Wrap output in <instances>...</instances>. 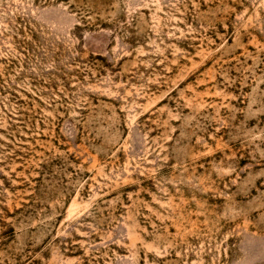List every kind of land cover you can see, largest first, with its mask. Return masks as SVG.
<instances>
[{
    "label": "rangeland",
    "instance_id": "rangeland-1",
    "mask_svg": "<svg viewBox=\"0 0 264 264\" xmlns=\"http://www.w3.org/2000/svg\"><path fill=\"white\" fill-rule=\"evenodd\" d=\"M0 264H264V0H0Z\"/></svg>",
    "mask_w": 264,
    "mask_h": 264
}]
</instances>
